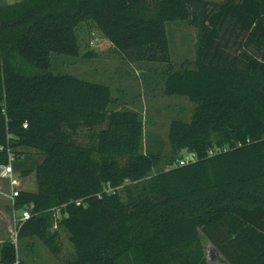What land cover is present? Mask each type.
I'll list each match as a JSON object with an SVG mask.
<instances>
[{
    "label": "trees",
    "instance_id": "16d2710c",
    "mask_svg": "<svg viewBox=\"0 0 264 264\" xmlns=\"http://www.w3.org/2000/svg\"><path fill=\"white\" fill-rule=\"evenodd\" d=\"M176 21L198 29L179 65ZM84 28L166 62L164 92L193 101L163 152L146 150L141 110L108 84L55 69V54L80 55ZM184 150L197 158L179 164ZM9 151L38 189L16 197L32 214L1 264H26L20 249L38 241L59 255L62 232L76 253L61 264H207L200 231L230 264H264V0H0V164Z\"/></svg>",
    "mask_w": 264,
    "mask_h": 264
},
{
    "label": "rangeland",
    "instance_id": "374dc122",
    "mask_svg": "<svg viewBox=\"0 0 264 264\" xmlns=\"http://www.w3.org/2000/svg\"><path fill=\"white\" fill-rule=\"evenodd\" d=\"M168 30L171 36L173 62L179 65L186 59H195L197 27L187 22L176 21L168 25ZM80 38V55L55 54L53 57L55 69L108 84L113 97H119L126 106L141 110L145 121L146 150L153 153L163 152L169 146L168 130L171 120L190 119L194 111V103L188 96L181 94L170 96L164 92L165 77L162 71L167 68V63L138 61L132 53H119L114 50L112 42L102 32L96 30L84 28ZM89 50H94L97 54L88 57L85 53ZM76 136L79 140H87L88 129L82 126ZM183 154H186L185 150ZM29 156L31 161L41 158V155L34 151L30 152ZM20 187L25 190H37L36 172L33 171L23 177ZM2 202L4 206L2 205L0 213V226L7 229L2 219L6 218L4 215L7 214L6 204ZM20 211L18 210L19 213ZM13 235V232L9 231L8 238H14ZM62 235V249L59 255H55L45 244L38 241L34 249H20L19 256L26 264H61L76 253L68 235L65 232H62ZM200 237L207 264H230L203 231H200Z\"/></svg>",
    "mask_w": 264,
    "mask_h": 264
},
{
    "label": "built area",
    "instance_id": "2783aa9c",
    "mask_svg": "<svg viewBox=\"0 0 264 264\" xmlns=\"http://www.w3.org/2000/svg\"><path fill=\"white\" fill-rule=\"evenodd\" d=\"M24 126H27V123L24 124ZM197 158V154L192 151H187L186 154H184L179 159V164H185L192 160H195ZM16 159L15 154L12 151H9V160L7 163L0 164V178L6 179L9 183V190L6 191V194L8 196V199L11 202L12 205V225L10 227L11 232H13L12 238L15 242L17 240V224L22 222L23 220L29 218L32 214L31 206L27 205L21 208L20 213L18 210L14 208V204L16 201V197L20 195V193L25 190L20 187L22 176H20L19 172L15 171L13 162ZM22 177V178H21ZM110 191V190H109Z\"/></svg>",
    "mask_w": 264,
    "mask_h": 264
},
{
    "label": "crops",
    "instance_id": "0c3cea01",
    "mask_svg": "<svg viewBox=\"0 0 264 264\" xmlns=\"http://www.w3.org/2000/svg\"><path fill=\"white\" fill-rule=\"evenodd\" d=\"M8 190H9L8 181L6 179L0 178V213H2L1 211L2 205L4 206V204H2L3 203L2 201L5 202L6 204L5 209L7 210V214H4L3 212V214L6 215V218H2L5 221V225L7 226V229H5L4 227L2 228V226H0V246H1V242L8 238L9 231H11L10 227L12 225L11 223H12V209L13 208L6 194V191ZM0 256H1V250H0Z\"/></svg>",
    "mask_w": 264,
    "mask_h": 264
}]
</instances>
